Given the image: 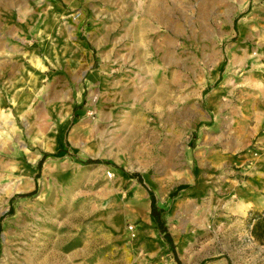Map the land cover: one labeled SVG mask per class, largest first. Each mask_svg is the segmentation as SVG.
<instances>
[{
	"label": "rangeland",
	"instance_id": "obj_1",
	"mask_svg": "<svg viewBox=\"0 0 264 264\" xmlns=\"http://www.w3.org/2000/svg\"><path fill=\"white\" fill-rule=\"evenodd\" d=\"M263 218L264 0H0V264H264Z\"/></svg>",
	"mask_w": 264,
	"mask_h": 264
},
{
	"label": "trees",
	"instance_id": "obj_2",
	"mask_svg": "<svg viewBox=\"0 0 264 264\" xmlns=\"http://www.w3.org/2000/svg\"><path fill=\"white\" fill-rule=\"evenodd\" d=\"M96 162H98V161L88 159V160L84 161L83 164L87 165V164H92V163H96ZM136 177L140 180L139 175H133L132 176V178H136ZM150 194H151V200H152V203H151V207H152L151 215H152L153 219H155L157 225L159 226L160 231L164 234V236L167 238L169 243L172 244V237H171V234L168 232V229H167V226H166V220L163 217L164 210L160 209L159 207H157L155 196L152 195V193H150ZM254 214L261 217V214L258 213V212L254 213ZM259 226H260V224L257 225V227H259Z\"/></svg>",
	"mask_w": 264,
	"mask_h": 264
},
{
	"label": "bare ground",
	"instance_id": "obj_3",
	"mask_svg": "<svg viewBox=\"0 0 264 264\" xmlns=\"http://www.w3.org/2000/svg\"><path fill=\"white\" fill-rule=\"evenodd\" d=\"M160 15H161V14H160ZM137 53H138V52H137ZM139 55H140V54H139ZM167 55H168V54H167ZM148 56H149V55H148ZM164 56H165V55H161V54L159 55V57H162V58H164ZM139 57H140V56H139ZM146 58H147V57H146ZM146 58H145V59H146ZM156 58H157V57H156ZM156 58H155V59H156ZM147 59H148V58H147ZM139 61H140V60H139ZM142 61H143V60H142ZM169 61L171 62V60H169ZM141 63H142V62H141ZM149 64H150V63H149ZM166 64H167V63H166ZM147 65H148V64H147ZM167 65H169V64H167ZM145 72H146V71H145ZM160 73H161L160 71H158V74H156V72H155V73H154V74H155V78H157L158 75H160ZM111 76H112V74H111ZM135 76H136V75H135ZM160 76H162V75H160ZM127 77L130 79V78H132L133 76L131 77V75L128 74ZM137 77H138V76H137ZM112 78H113V77H112ZM140 80H142V79H140ZM138 82H139V81H138ZM134 84H135V83H134ZM130 85H131V84H130ZM135 86H136V85H135ZM126 87H127V86H126ZM126 87H124V88L126 89ZM128 90H129V89H128ZM120 94L123 95V97H124L125 99H131V98H133V96H134V95H133V96H130V95H129L130 93H129L128 91H122ZM136 96H137V95H136ZM134 99H135V98H134ZM161 99H162V98H161ZM182 101H184V98H182ZM183 103H185V102H183ZM181 105H182V104H181ZM189 114H190V111H189V108H188V107H184L183 110H182V112L180 113L182 119H184V117L188 116ZM146 128H147V127H145V126L142 127V125H140V126L138 125V130H139V131H140V130H141V131L144 130L145 133H146V132H147V129H146ZM150 131H151V130H150ZM145 133H144V134H145ZM149 133H150V132H149ZM146 134H147V133H146ZM149 135H150V134H149ZM143 137H144V136H142L141 139H142ZM141 141H142V140H141Z\"/></svg>",
	"mask_w": 264,
	"mask_h": 264
},
{
	"label": "crops",
	"instance_id": "obj_4",
	"mask_svg": "<svg viewBox=\"0 0 264 264\" xmlns=\"http://www.w3.org/2000/svg\"><path fill=\"white\" fill-rule=\"evenodd\" d=\"M227 8H231L230 5H228ZM161 11H163V8H161V7H160V9H158V8L156 9V17L159 19V21H161V15H160V14H161ZM224 12H226V10H225ZM221 13H223V11H222ZM33 64L36 65L38 68L42 67V65H41V61H40V60L34 62ZM142 71H147V68H144V70H143V68H142ZM133 98H134V96H133ZM133 98H131V99H133ZM139 177H140V176H139ZM136 179H137L140 183L143 182L142 179H141V177H140V180H139L137 177H136Z\"/></svg>",
	"mask_w": 264,
	"mask_h": 264
}]
</instances>
